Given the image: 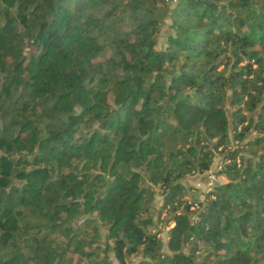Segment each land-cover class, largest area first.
<instances>
[{
	"label": "trees",
	"instance_id": "obj_1",
	"mask_svg": "<svg viewBox=\"0 0 264 264\" xmlns=\"http://www.w3.org/2000/svg\"><path fill=\"white\" fill-rule=\"evenodd\" d=\"M263 91L264 0H0V264H264Z\"/></svg>",
	"mask_w": 264,
	"mask_h": 264
},
{
	"label": "rangeland",
	"instance_id": "obj_2",
	"mask_svg": "<svg viewBox=\"0 0 264 264\" xmlns=\"http://www.w3.org/2000/svg\"><path fill=\"white\" fill-rule=\"evenodd\" d=\"M165 2H167V4H169L170 6L174 3L175 0H164ZM158 6L161 8V4L158 3ZM159 12H161V10H159ZM169 23H170V18L168 16V13L166 15H164L161 19V21L159 22V29L158 32L156 34V47L158 48H163L165 46V36L167 33H169L171 31V28L169 27ZM27 51V49H26ZM110 51L109 48H106V53H108ZM263 97H264V91H263ZM247 114H249L247 112ZM231 134V133H230ZM253 134V132H249L246 134V136L244 137L243 140L247 139V136ZM240 141V142H241ZM233 144L235 143V141L232 142ZM253 148H255L254 150H259V148H257V146H252V148L246 149L245 151H243L242 153L244 155H248V154H253L252 150ZM221 156L220 153H215V156L212 158V163L210 164L209 169H207L206 171H203L202 173H192V174H188L186 175L183 179L182 182L185 185L184 188V192L182 194V198L188 202H197L200 203L202 201L205 200V196L207 193V189L208 187H211L214 183L223 180V176L218 174L216 175L214 173L215 169H217L221 163L219 160V157ZM210 175H212L213 177H211ZM153 211H152V224L149 226V230H151L152 232H155L157 236H159V238L162 240V247L164 248V244L165 241L167 239V228L172 224V222L169 220V213L165 208H161L159 210L158 213V208L159 205L161 203V196L159 194H155L154 196V200H153ZM192 203L191 208H195L197 209V205H194ZM79 220V219H77ZM100 231L102 232V228L100 227ZM205 253V250L200 249L197 253H196V259H200L203 254ZM110 258V262L109 264H118L116 262V260L113 258L112 254L110 253L109 256ZM139 257V254H133L130 256L129 259V264H135L137 258Z\"/></svg>",
	"mask_w": 264,
	"mask_h": 264
},
{
	"label": "built area",
	"instance_id": "obj_3",
	"mask_svg": "<svg viewBox=\"0 0 264 264\" xmlns=\"http://www.w3.org/2000/svg\"><path fill=\"white\" fill-rule=\"evenodd\" d=\"M210 176L213 177L212 175H210ZM207 189H210V190H211V187H208ZM207 191H209V190H207ZM187 202H188V201H187ZM191 206H192V205H191ZM191 206H190V207H191Z\"/></svg>",
	"mask_w": 264,
	"mask_h": 264
}]
</instances>
